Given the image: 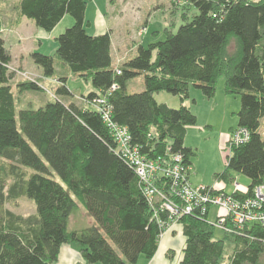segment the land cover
Returning a JSON list of instances; mask_svg holds the SVG:
<instances>
[{
  "label": "trees",
  "instance_id": "1",
  "mask_svg": "<svg viewBox=\"0 0 264 264\" xmlns=\"http://www.w3.org/2000/svg\"><path fill=\"white\" fill-rule=\"evenodd\" d=\"M89 1L17 0L12 7L19 18L47 32L63 16L73 19L53 38V54L32 50L30 57L50 80L57 62L65 64L92 85L86 94H75L60 77L48 91L52 99L16 108L11 54L0 33V264H61L60 246L72 242L85 264H135L139 255L149 258L156 251L161 227L154 208L133 167L116 151L94 106L98 97L110 106L109 120L127 127L142 154L154 159L180 152L189 168L195 152L184 138L196 115L184 101L191 87L213 97L221 76L225 93L240 99L237 125L228 131L245 127L249 134L231 143L225 167L213 177L227 184L234 179L231 169L247 176L249 186L264 180V0H187L197 9L189 20L183 17L175 30L165 27L162 40L138 44L119 64L112 59L109 30L86 29ZM137 75L143 88L128 92V81ZM38 79L21 78L16 87L45 89ZM164 90L176 94L179 105L158 102L154 93ZM21 197L32 200L33 213L24 216L6 207ZM76 201L92 222L70 228ZM177 223L185 236L179 264H220L227 240L233 247L226 264H264V226L217 238L199 211L180 214Z\"/></svg>",
  "mask_w": 264,
  "mask_h": 264
},
{
  "label": "rangeland",
  "instance_id": "2",
  "mask_svg": "<svg viewBox=\"0 0 264 264\" xmlns=\"http://www.w3.org/2000/svg\"><path fill=\"white\" fill-rule=\"evenodd\" d=\"M15 2H17V0H0V10H4L6 6H8L10 10L14 12V9H12V7L14 6ZM90 2L91 1H89L88 4L86 5L87 16L85 17H88L89 13L93 10L92 4ZM104 2L107 3V0H105ZM169 2L170 4H172L173 8L175 9L174 11L170 10V6L168 4ZM137 5H138L137 13L139 16V25L137 26L135 24L133 26L134 33L135 36L137 37L143 35L141 41L144 46H146L148 43H150L153 40H162L164 38L163 29L165 27H170V28L173 27V30H175L180 24L183 23L184 20L183 17L187 16L186 20H189L197 12V9L194 6H191L190 3L187 2V0H140L137 3ZM133 11L134 9L124 12L122 11L121 21L123 22L122 24H120V26H117L118 28L126 31L128 30V28H131L130 27L132 26L131 23L133 22L134 19L136 20L137 17V15L136 16L132 15ZM114 13L116 17L120 16L117 7ZM64 18L70 19L71 22L68 24L66 21L67 19H62L58 24H56L57 26L56 25L54 26L55 28L54 27L52 28L53 29L52 33L49 34V36L47 35L44 36V39H42L35 31H32V29L20 31L22 38L20 36L19 37L21 39L22 44L19 47H17L14 43L16 37L14 32L7 30L5 26L2 27L3 29H0V33L4 38V44L8 52L11 54V60L9 62V65H10V69L13 71V77L10 80V86L12 87L14 98L16 99V108L22 106L33 107V106H37L38 104H41L44 101V99L45 100L52 99L48 91L53 92L52 91L53 80L50 81V79L42 77L43 76L42 73H40V71H38L35 67L32 66L31 68L29 67V64L33 62L31 60L30 53L28 51L38 50V49H30L31 48L30 45L34 44V43L31 44L32 38L39 37L41 38L40 42L42 43L39 44L38 42H36L35 44L37 48H40L38 52L41 53L43 52L47 54L52 53V51L54 50L53 44L55 43L52 40L53 37H56L58 34L62 33L65 27H68L73 23V19H71L68 15H66ZM142 19H146V21L143 22ZM147 25L150 26L147 27ZM41 30L44 33H47V31H44L43 29ZM150 30H156L158 31V34L157 33L154 35L147 34L146 32L147 31L149 32ZM16 38H18V36ZM49 38L51 39L52 43L48 41ZM232 44L233 41L231 40L229 44L230 48L233 47ZM62 74H63L62 77H66L65 84L75 94L76 93L86 94L87 91L92 89V85L88 81L85 82L76 74L75 75L72 74L69 70L63 71ZM28 77L39 78L38 79L39 82L41 83L42 86H45V89L19 90V88L16 87L17 81H20L21 78H28ZM223 82H224V78L219 76L215 87L216 91L213 95L214 98L212 97L216 102V107L209 112L207 109L205 110V109H201L200 107H197L198 113L195 114L197 115L198 118L196 119L195 124L190 125L188 127L187 133L185 134L186 136L184 138V145L192 147L195 152L194 155L190 157L191 165H190L189 177H188L189 181L191 183L193 182L192 184L196 183L198 177L201 176L202 178L204 177L212 178V174L214 172L216 171L218 172L225 167V157H226L225 154L227 152V150H225V146H227L228 144L229 135L232 134V131L229 132L228 130L229 128L237 125L236 122L237 116L235 112H237L236 110H238L239 108L240 99L237 94L225 93V95H223L225 92L223 89ZM142 88H143L142 75H137L128 81L127 84L128 92L139 91ZM197 90H195L193 87L190 88V91L192 93ZM154 96L157 101H163V102L165 101L167 102V104L168 103L171 104L170 101L171 99L175 101L178 98L176 94L173 95L165 90L154 93ZM223 96L226 99H223ZM185 102L186 104H190L191 106H193L192 109L194 110V105H192L189 98H187ZM169 104L168 106L174 107ZM209 124L211 125L210 128L205 127V125H209ZM261 124H264L263 119L261 121ZM262 128L263 125H261L260 129ZM24 170H26L27 173L32 172V169L26 166L24 167ZM229 174L233 178H235L240 185L245 186L250 184V179L241 173L229 169ZM54 177L57 181L59 180V178L55 173H54ZM211 180L212 179H210V181ZM214 180L216 182L217 179H213L212 182H214ZM225 188L227 192H231L232 190L231 185L229 183L226 184ZM5 205L7 208H10L13 212L15 213L17 212L24 216H26L29 213H33L35 211V207L32 200L27 197H21L16 199L15 201H7ZM206 211L207 212H205L204 215H206L207 220L214 221L215 219L214 213L215 211L216 212L218 211L217 208H215L214 206L213 207L210 206ZM69 217H70L69 219L70 228L75 226L77 227L82 226L84 224H89L90 222H92L90 216L87 215L83 205H81L78 201H76V207L71 212ZM157 217H158V213H157ZM213 228H214L215 237L218 238L222 236L223 232L221 229L217 227H213ZM225 243L226 246L224 248L223 255L220 260V264H226L229 256L231 255L230 253L233 247L232 245L233 243L231 242L229 243L228 240L225 241ZM74 244L76 243L74 242Z\"/></svg>",
  "mask_w": 264,
  "mask_h": 264
},
{
  "label": "built area",
  "instance_id": "3",
  "mask_svg": "<svg viewBox=\"0 0 264 264\" xmlns=\"http://www.w3.org/2000/svg\"><path fill=\"white\" fill-rule=\"evenodd\" d=\"M28 79L32 80L34 77ZM94 100V106L102 112L112 133L116 151L135 170L144 195L154 208L153 217L160 225L161 232L177 224L180 214L193 211L204 214L210 206L218 211L214 213V221H207L222 232H240L241 229L255 224L264 226V180L254 186H243L234 178L229 182L231 192L226 191V184L221 180L210 185L192 184L188 179L190 167L184 165L180 152H167L154 159L147 158L136 144H132L127 127L109 120L110 106L106 99L98 97ZM260 131L264 137V125ZM248 134L245 127L232 130L225 150L229 151L231 143L246 140ZM158 210L166 213L165 219L157 217Z\"/></svg>",
  "mask_w": 264,
  "mask_h": 264
},
{
  "label": "crops",
  "instance_id": "4",
  "mask_svg": "<svg viewBox=\"0 0 264 264\" xmlns=\"http://www.w3.org/2000/svg\"><path fill=\"white\" fill-rule=\"evenodd\" d=\"M90 1H91L90 3L92 4L93 10L89 13L88 17H85L87 16L86 11H85L84 18L88 20V25L86 29L91 34L103 33V32H106V30H109L110 39H111L112 59L115 64H119V62H121L123 59L127 58L129 54H132L134 52L135 47L138 44L140 43L142 44L141 40H142L143 35H141L140 37L135 36L134 27H133L135 24L137 26L139 25V16L137 13V10H138L137 3L140 0H138V2L137 0H107V3L104 2L105 0H90ZM168 4L170 6V10L174 11L175 9L173 8L172 4H170V2ZM116 7L118 8V12L120 13L119 17H116L114 13ZM133 9L134 11L132 12V15L134 16L137 15V17H136V20L134 19L133 22L131 23L132 25L130 26L131 28H128L127 31L118 28L117 26H120V24H122L123 22L121 21L122 11L124 12L128 10H133ZM0 11H1L0 12V29H3L2 27L5 26L7 30L14 32L16 37L18 36V38L15 37V40H14V43L17 47H19L22 44L21 39H20V37L22 36L20 31L22 30L32 29V31H35L42 39H44L45 35L49 36V34L52 33L53 29L51 30V32L44 33L41 29H39L38 27H35V25H33L34 23L31 20H27L24 17L19 18V15H17L15 11L12 12V10H10L8 6H6L4 10H0ZM64 17L65 16H63L62 19H67ZM66 21L68 24L71 22L70 19H67ZM142 21L145 22L146 19H142ZM148 26L150 25H147V27ZM146 33L149 35L150 34L154 35L156 33L158 34V31L150 30L149 32L147 31ZM41 38L39 37L32 38V41L31 40L30 41H31V44L34 43L33 44L34 46L30 45L31 47L30 49L40 50V48H37L35 44L36 42L41 44L42 43L40 42ZM52 40L53 42H55L54 39ZM48 41L51 42V39L49 38ZM56 45L57 44L55 42L53 44L54 49L56 48ZM31 51L32 50L28 52L30 53ZM53 51L50 54H53ZM19 58H20V55H19ZM57 63L58 65H56V71H55V74H53L54 76L52 78L59 81V78L62 77L63 75L62 72L69 70V69L65 64L63 65L59 62ZM31 66L35 67L41 73V69L37 67L35 64L33 63L29 64L30 68ZM223 95H225V92ZM213 98L211 97L207 99L202 95L200 90H197L193 93L190 91V96H189L190 102L192 103V105H194V110L192 109L193 106H191L190 104H186L185 101L184 102H185V105H188L191 108V110L197 114L198 113L197 107H200L201 109H205V110L207 109L208 112L212 111L216 107V102L214 101ZM223 99H226V98H224L223 96ZM170 101H171V104L169 103L168 104L174 107H176L180 103L178 98L175 101H173V99H171ZM158 102H163V101H158ZM163 103H167V102L164 101ZM197 118L198 117L196 115V119ZM205 127L210 128L211 125L210 124L205 125ZM187 129H186L185 134L187 133ZM213 174H212V178H209V177L202 178V176L198 177L197 182L194 184H201V183L202 184H212L213 179H215V177H213ZM210 179L212 180L210 181ZM159 235L160 236L157 242V249L154 252V254L150 256L149 258H146L143 255H139L138 260L136 261L135 264H179L182 258V249L184 247V241H185V236L184 234H182V225L177 223L173 225L172 227H170V229L163 230L162 232H160ZM59 250H60V253L58 255L59 263L61 264L62 263L63 264H85V262L80 257L77 245L74 244V242L61 244Z\"/></svg>",
  "mask_w": 264,
  "mask_h": 264
}]
</instances>
